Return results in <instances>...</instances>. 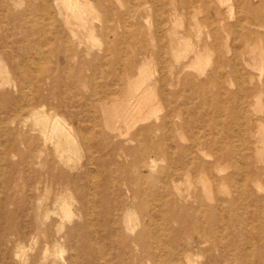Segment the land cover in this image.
Segmentation results:
<instances>
[{
	"label": "rangeland",
	"instance_id": "1",
	"mask_svg": "<svg viewBox=\"0 0 264 264\" xmlns=\"http://www.w3.org/2000/svg\"><path fill=\"white\" fill-rule=\"evenodd\" d=\"M89 1L83 25L63 0H0V264H240L238 250L219 246L230 232L241 264H264V24L253 23L252 0H235L242 11L232 14L211 0L213 24L199 0ZM141 70L156 108L130 129L109 127L104 106L126 101ZM55 78L65 84L50 93ZM36 87L31 103L68 122L75 152L43 144L19 111ZM92 89L111 95L96 111ZM159 124L167 133L151 131ZM224 137L240 167L261 170L251 199L241 196L243 173L228 182L232 166L215 162ZM179 158L195 164L184 169Z\"/></svg>",
	"mask_w": 264,
	"mask_h": 264
},
{
	"label": "bare ground",
	"instance_id": "2",
	"mask_svg": "<svg viewBox=\"0 0 264 264\" xmlns=\"http://www.w3.org/2000/svg\"><path fill=\"white\" fill-rule=\"evenodd\" d=\"M63 1H64L65 5L67 6V8L71 10L72 16L75 17L76 19H78L83 25H85L87 23V21H88L87 20L88 18L86 17V13L91 11L90 10V8H91L90 1L89 0H63ZM199 1L202 3V6L203 5L205 6L207 14H208V15H206V17L203 20V22L208 23V24H213V20H211V17L209 16V11H210L209 3L211 2V0H199ZM218 1L221 3V5L223 7L225 6L231 14L235 10H237L238 12L242 11L240 3L236 2L235 0L233 2H230V0H218ZM193 2H195V0H185V6H183V7L193 6V4H194ZM252 3L254 5V9L251 12V16H252L251 18L254 21L253 23H256V24L257 23H262V24H264V16L261 15L260 12H259V10H260L259 8L260 7H264V0H252ZM213 12L217 16V19H218L217 21L221 22V19H220L221 8L217 6V7L213 8ZM237 23H238V25L241 26L242 23H243L242 18L239 17L237 19ZM261 26H263V25H261ZM225 30H228V34L227 35H229V34L231 35L232 34V35H234L235 39L239 38L238 34H235V33L233 34V32H232L230 27L229 28L225 27ZM213 37H214V41H216L218 39V34L214 33ZM227 38H229V37H227ZM154 40H155V38H154ZM109 50H111V49L108 48V51ZM116 50L117 49L114 48L113 50H111V52L116 54ZM69 57L70 56L68 54H64V55L60 56V54L58 53L56 55V58H57L58 62H61L62 60H64L65 62L68 63L69 60H70ZM111 60H113V59H111ZM92 67H93L94 71L96 69H99L95 65H93ZM122 68L125 69V64L124 63H122ZM16 70H17V68H16ZM203 71H204V69H203ZM77 77H78V75H75L73 77L74 78V80H73L74 82L79 81L80 78H81V75H79L78 78ZM240 77H241V75H240ZM117 80L119 82V85L121 86V89H123V87H122V84L124 82L123 76L118 74L117 75ZM148 80H149V77L146 74H144V71L141 70L140 77L136 80V82L135 83L129 82V84H128V97H127L126 101H124L121 104L113 103L109 107L104 106L103 110H104V113L107 116V120H108L107 123H108L109 127H111V126L113 127V125H115V124H113L114 121L117 120L118 122L119 121H124L122 123H125L126 127L130 129V128H132V126L136 125L139 121H141L143 118H145L147 116V114H146V116L143 117L144 107H146V106L155 107L156 106L155 102H154V100H155L154 97L156 96V94H155L156 90L154 91L155 88L152 85L148 84ZM52 81L54 82V84H52L51 87H49V89H48V91L50 93L52 92V90L55 89V86H59L60 85V87H61L62 84H65L59 78H55ZM27 83H28V81H27ZM103 83H105V82H103ZM92 88L93 89L95 88L94 85H92ZM93 89H92L91 96H89V99L91 101L90 103L92 104V108H94V110L96 111L97 104H99V105L100 104L107 105L108 100L110 99L111 95L110 94H104V95L101 94L100 95L99 92H95V90H93ZM29 90H30V92H29L28 95H30L29 97H31L33 95V90L31 89V87H30ZM42 90H43V87H36L35 96L32 99L31 98L29 99L30 103L28 101L27 105H22L21 108L19 109V111L20 110H24V109H26L28 111L29 117L32 118L34 120V122H35V125L38 126V133L40 134L41 137H43V139H41L43 144H44V141L45 142L48 141V143H49V141L52 142L54 144V146H55V151L57 153H59L60 155H64V153L66 151L74 150V152H75V149L77 148L76 145H78V144H75V136L73 134V131H71V127H69L68 122H66V120H64V119L62 120L61 116L58 113H53V112H49V111H48L49 113L47 112L46 107H47V104L49 105V103L46 102V98L43 99V100H45L44 102L47 103V104L42 105L41 109L36 108L34 106L35 105L34 103L36 102L37 97L41 96ZM111 94H113V93H111ZM31 100H34V103H31ZM68 102H69V99H68ZM156 102L158 103V101H156ZM36 104H37V102H36ZM58 104H59L58 106L66 105L65 101H63V100H62V102H58ZM150 110H148L149 113H150ZM19 111L17 110V112H15V114L13 115L12 120L21 121V117L22 116L20 115ZM152 112H154V110ZM93 113L94 112H92V114ZM93 117H94V115H93ZM146 118L144 120H146ZM152 127L153 128L151 129V131L160 132L161 135L167 133V131H168V128H167L166 124H159V125L152 126ZM114 128H115V126H114ZM115 130H117V133L119 135L123 134V131H120L118 126L115 128ZM177 131L179 132V130H177ZM128 132L129 131H127V133ZM178 134L181 137H183L182 134H180V133H178ZM226 140H227V138H225V137L220 139V142L222 143V147L226 146L225 144H223V143L227 142ZM192 143H193L194 147H200V149L205 147L204 143L196 142V140L192 141ZM52 149H53V146H52ZM149 153L150 152L148 150H146V152L144 153V156L148 157ZM69 156H71V155L69 154ZM213 156H214L215 162H218L220 164L221 163H228L233 168L232 173L229 174L226 178H224V180H226L228 182H231V183H234L235 182V174L236 173H241V172L243 173V175H244L243 179L242 180L239 179V180L242 181L241 187L243 188V192H242L241 196H243V199L244 198L247 199V200L249 198L251 199V191H250V188L248 186V183L250 181H255V179H257V178H260L261 170L255 168L254 166H248V165L243 167V168L240 167L238 165V161L239 160H237V158H236L235 149H233L230 146H226L225 149L224 148H220V150L217 151ZM1 157H2V154H1ZM59 158H61V157H59ZM62 160H63V158H62ZM66 161H68V160H66ZM178 161H179V164L184 169H189L195 164L193 162H190V163L187 164V163L181 161L180 158L178 159ZM203 183L205 185L204 189H206L210 193V187L206 183V180H203ZM224 190H225V188H224ZM64 205H65V203L64 204L61 203V207H63ZM125 224H126V228L127 229H134V227H135V224L132 223L130 217L129 218L127 217V219L125 220ZM205 227L208 230H212V231H214V229H215V226L213 227L211 224L205 225ZM230 234H232V240L228 244L221 242L219 244V246L220 247L229 246V248H231V249L234 248L235 250H238L237 254L232 256L231 259H237V260L240 261V264H241V260H240V254H241V251H242L241 244L237 242V240H236V236L237 235L235 234V232H233V233L230 232ZM222 258L224 260H226V261L229 259V257H227L225 254L222 255ZM188 263L192 264V261H191L190 257H188Z\"/></svg>",
	"mask_w": 264,
	"mask_h": 264
}]
</instances>
